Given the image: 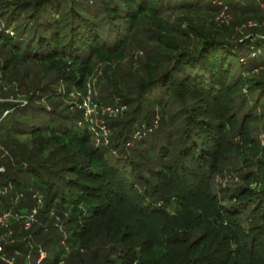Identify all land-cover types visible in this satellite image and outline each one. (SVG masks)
Wrapping results in <instances>:
<instances>
[{
	"label": "trees",
	"instance_id": "trees-1",
	"mask_svg": "<svg viewBox=\"0 0 264 264\" xmlns=\"http://www.w3.org/2000/svg\"><path fill=\"white\" fill-rule=\"evenodd\" d=\"M219 1L32 0L0 6V81L34 87L27 104L0 102V144L10 153L2 151L0 187L44 195L39 224L28 232L15 225L16 236L31 235L44 250L58 248L42 264L62 263L68 248L74 260L66 264H264V147L252 129L257 123L264 130L263 19L257 17L258 0ZM222 10L236 19L218 29L208 17ZM177 13L186 25L180 35L163 20ZM248 20L259 27L234 39L237 26ZM149 31L155 45H149L146 74L118 89L124 100L118 105L131 107V114L114 123L118 131L109 146L96 145L99 131L80 112L65 115L34 104L74 90L84 95L98 62L122 58ZM32 66L57 77L44 86L32 83ZM58 83L65 85L63 93ZM175 107L171 119L181 124L154 137L156 110ZM110 150L121 167L110 163ZM233 157L246 171L238 172L240 182L218 186ZM16 194L4 197L1 209H10ZM56 221L61 237L43 242ZM15 249L28 250L21 243L7 252Z\"/></svg>",
	"mask_w": 264,
	"mask_h": 264
},
{
	"label": "rangeland",
	"instance_id": "rangeland-1",
	"mask_svg": "<svg viewBox=\"0 0 264 264\" xmlns=\"http://www.w3.org/2000/svg\"><path fill=\"white\" fill-rule=\"evenodd\" d=\"M7 1L8 2H16V1L24 2V1H32V0H0V6L4 2H7ZM215 1L218 3H221V1H219V0H214V2ZM257 2L259 3L258 4L259 7L261 8L257 17L263 19L262 25H264V2L262 0H258ZM194 16L195 15H191V18H193ZM204 18H205V16H204ZM235 19H236L235 13L230 12L229 10H227V11L222 10V11H219V13L217 15H211V17H208V20H213V22L216 23L218 29H223V27L231 25V23L234 22ZM163 20L165 21L166 26L170 27L172 29V31L175 33V35L177 33V30L179 31L177 33V35H180V31L184 27H186V25L181 23L182 13L168 14L164 17ZM258 27H259V23L256 20L245 21L242 24H240L239 26H237L235 33H233V38L238 39V36L246 35V32L251 31L252 28L257 29ZM238 30H242V31L237 33ZM152 34H153V32L149 31L146 33L143 32L142 34L138 35L136 37V39L134 40L132 46L127 50L126 55H124L120 59L118 58V59L114 60L111 64H105L102 62H98L96 65L94 73L89 78V81L93 85L92 90L94 93V95H93L94 101L99 106L98 111L100 113L99 123L98 124L94 123V125L91 127L93 128V127H98V126L103 125L104 127H106L108 129L107 141L104 140V138L100 134L99 136H97V140H96L97 146L98 145L99 146H109L111 143L112 136H114L116 134V132L118 131L117 126L114 127L115 124L117 125L118 121H126L127 119L130 118L129 115L131 114V107L125 106L126 107L125 113L123 115H117V116L111 114V112L107 109H113V108H115L114 105H118L119 103L124 102V100L122 98L123 92L119 91L118 89L124 88L123 87L124 84H134L135 76L140 77V76H144L146 74V70L144 68L146 57L148 56L149 53H152L151 46L154 47V45H155V42H151L152 41V38H151ZM147 39L149 41L150 40L151 41L145 42V40H147ZM136 40H139V42H137ZM140 41H142L144 43H141ZM149 45H151V46H149ZM34 67L35 66H32V68H34ZM30 74L32 77L31 81H33L32 83L40 81V85H42V86L46 85L47 83L51 82L52 79H56V77H57V74L52 73L51 71L46 72L45 69L40 68V67H35L33 70L30 71ZM25 81L27 82V80H25ZM88 82H87V85H88ZM4 83H7V82H5L4 80L0 81L1 85H4ZM54 83H56V82L54 81ZM116 83L121 85V86L118 85V88H117ZM2 87H4V88L1 90L2 97L0 98V102H8V103L12 102V103H22V104L26 103L27 104L29 96H31V94L34 91V87H31V90H28V89L24 90V88H19L18 84H16V83H12V84L7 83ZM57 89H58V91H60V93L61 92L63 93L65 90V85L58 83ZM82 94H83V91L74 90L66 98L63 96L58 97L57 99L55 98L54 99V100H56L55 103L53 102L54 100H52L51 102H48V101L44 102L43 98H41L42 100L37 99L34 102V104L36 106L44 105L45 107H47L48 110L49 109H56L59 113H64L65 115H71L70 113L76 112L73 109V107H74L75 103L78 102L82 98L81 97ZM126 94L127 93L124 92V95H126ZM67 108H69V109L67 110ZM101 108H102V110H101ZM177 109L175 107V108H173V110L171 112L169 111V112H165V113L161 112L160 110L159 111L156 110L157 123L159 122V130H158L159 133L157 131V133L154 135V137H157L158 134L160 135L161 130L163 133L164 132L166 133L167 131H171V130L175 131L176 127L181 124V123H178L177 121L171 119V114L175 113L177 111ZM102 111L104 114L102 113ZM173 122H174V124H173ZM252 129H253V137L255 139H257V141L261 144L262 147H264V132H263L264 130L262 128V125L254 123L252 125ZM7 152L9 154L8 156H10L9 151H7ZM106 156L108 157V159L112 165L117 166V167H121V163L119 161H117V159L114 157L115 154L113 151L110 150V152H107ZM2 157H3L2 150H0V159ZM116 157H118V156L116 155ZM244 166H245L244 162H242L241 159H238L235 157L231 158L228 161L227 167L223 171V174L221 176L217 177V179H216L217 185L222 186V187H226L229 185V183H232V181H235L236 183L240 182L238 172L239 173L245 172L246 168ZM11 189H12L10 191L11 194L17 193L16 195H18V194L23 195V199L21 202H25V201L30 202V200L27 198L28 194L37 193V190H33V192L30 191L32 193H24L26 191H22V193H18L16 191H14V187H12ZM29 189L30 188H28L27 190H29ZM25 194H26V196H25ZM32 197H33V195H32ZM19 205H18V207H19ZM34 206H35V200H34ZM1 208L2 207H0V211H1ZM57 218H58V220L60 219L59 220V224H60L61 223L60 221L62 219L58 216H57ZM57 222L58 221H56L52 225L53 228H48V229H46V231H44V233H43L44 241L43 242H45L46 240H52V239H55V241H56L57 238L59 239V237H61L60 230L54 229L57 227L56 226ZM36 224H39V218H38V221ZM13 225H14L13 229L15 230V223ZM48 226L49 227L51 226V222L48 223L47 227ZM28 236H31V235L16 236V233H15V242L12 243V245L21 244V243L27 244L26 237H28ZM31 242L33 245H38V246L41 245L42 246V243H39L37 239L33 238V236H31ZM52 242H54V241H52ZM64 245H62V246H64ZM9 246L10 245H8L7 247H9ZM68 249L69 250H67V253H65V255L63 256V261L60 264H66L70 260H74V259H72L73 253L71 252V249L70 248H68ZM45 250L48 254V259L51 260L56 255L58 248L53 249L52 245L50 244L47 248H45ZM33 255H34L33 260L30 262V264H34V262H35L36 250L34 251ZM45 264H48V262H46Z\"/></svg>",
	"mask_w": 264,
	"mask_h": 264
},
{
	"label": "built area",
	"instance_id": "built-area-1",
	"mask_svg": "<svg viewBox=\"0 0 264 264\" xmlns=\"http://www.w3.org/2000/svg\"><path fill=\"white\" fill-rule=\"evenodd\" d=\"M216 3V2H215ZM93 85L91 82H88L87 85V93L82 95L81 99L75 103L73 109L78 111L82 115L83 121L88 124L89 128L94 130L95 127H91L94 123L98 124L100 121V113L98 111L99 106L94 101V93L92 90ZM103 108V107H102ZM101 108V110H102ZM125 106H116L113 109H107L113 115H123L125 112ZM103 113V111H102ZM104 114V113H103ZM155 126L157 127V120L154 122ZM99 131L98 136L104 138L107 141V134L108 129L106 127L98 126L96 127ZM139 133L136 134L138 136ZM98 143V142H97ZM99 144V143H98ZM0 150L5 151L2 145L0 144ZM5 154L7 152L5 151ZM6 173V168L2 164H0V175ZM11 186L8 187H0V207L3 202V198L10 196ZM23 199L22 194H18L15 197L11 198L12 207L10 209H1L0 211V261L3 264H20L19 258H24L23 264H30L33 260V254L36 250L35 262L34 264H42L46 259H48L47 252L40 246H35L31 242V236L26 237L27 244L26 247L28 248L27 252L22 253L19 249H15L13 251V255H9L7 252V246L12 245L15 242V230L13 229L12 225L15 223L19 226L20 232H28L30 231L33 226L38 221V216L45 208V197L42 193H35L33 195V199L35 200V206L27 212L24 211H17L15 208L20 204ZM55 210H51V216H55ZM68 250V249H67Z\"/></svg>",
	"mask_w": 264,
	"mask_h": 264
},
{
	"label": "crops",
	"instance_id": "crops-1",
	"mask_svg": "<svg viewBox=\"0 0 264 264\" xmlns=\"http://www.w3.org/2000/svg\"><path fill=\"white\" fill-rule=\"evenodd\" d=\"M22 205H23L24 208H22L21 211L27 212V211H29L30 208H31V203H30V202L25 201V202L22 203ZM15 225H16V224H15ZM15 230H18V229H15ZM10 246H13V245H10ZM7 248H8V247H7ZM19 250H20V249H19ZM20 251H21V250H20ZM21 252H22V251H21ZM22 253H23V252H22ZM9 255H13V254H10V253H9ZM21 258H22V257H20L19 260H20Z\"/></svg>",
	"mask_w": 264,
	"mask_h": 264
}]
</instances>
